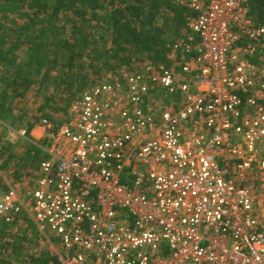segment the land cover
<instances>
[{
	"label": "built area",
	"instance_id": "built-area-1",
	"mask_svg": "<svg viewBox=\"0 0 264 264\" xmlns=\"http://www.w3.org/2000/svg\"><path fill=\"white\" fill-rule=\"evenodd\" d=\"M185 2L178 59L41 119L35 184L0 194V219L24 213L59 264H264V26L247 0Z\"/></svg>",
	"mask_w": 264,
	"mask_h": 264
},
{
	"label": "trees",
	"instance_id": "trees-1",
	"mask_svg": "<svg viewBox=\"0 0 264 264\" xmlns=\"http://www.w3.org/2000/svg\"><path fill=\"white\" fill-rule=\"evenodd\" d=\"M247 5L264 26V0H247ZM192 13L180 0H0V119L10 117L14 99H23L32 87L50 90L39 111L66 113L76 94L101 71L134 61L171 66L178 59L175 43L187 40ZM10 15L20 22L6 24ZM40 119L29 122L27 135ZM28 146L18 161L46 157L33 143ZM14 157L9 153L0 168ZM32 242L12 234L0 219V264H59L50 252H28L26 245Z\"/></svg>",
	"mask_w": 264,
	"mask_h": 264
},
{
	"label": "rangeland",
	"instance_id": "rangeland-1",
	"mask_svg": "<svg viewBox=\"0 0 264 264\" xmlns=\"http://www.w3.org/2000/svg\"><path fill=\"white\" fill-rule=\"evenodd\" d=\"M13 20L20 22V19L14 15L8 16V18L5 19V22L9 25ZM185 34L188 35V32H185ZM143 63L144 62L134 61L131 65L122 66L114 71H101L99 74L95 76L93 75V77L96 81L109 80L115 76H121L125 72H132L138 69ZM48 93L46 89L38 92L35 87H32L26 92L23 99H14L15 102L13 100L14 103L11 108L12 115L6 119H0V164L9 153H12L15 156L5 169H0V194L9 186L15 187L20 193L33 187L37 174V166L40 161L38 158L41 156L40 154L34 155V160L31 162H29V160L18 161V157L21 154L24 155L29 147V142L31 141L26 140L27 138L11 137L10 134H18L19 130H26L29 122L33 121L35 117L43 119L42 114H48V116H50L57 124H62L67 121V110L66 113L38 110L39 106L43 103V95L47 96ZM79 93H81V91ZM79 93H77L76 96H78ZM11 118H14V120H11ZM43 142L44 141L40 139L39 143L33 144L39 148L37 144H43ZM32 154H34V151H32ZM29 221L30 220L23 213L18 224H15V226L10 228V232L12 234L15 233V235L18 234V236H26V233L32 228V223L31 221L29 223ZM54 245L56 250H60L57 243ZM26 246L28 252L31 253L50 252L49 244L44 240H39L37 238Z\"/></svg>",
	"mask_w": 264,
	"mask_h": 264
},
{
	"label": "crops",
	"instance_id": "crops-1",
	"mask_svg": "<svg viewBox=\"0 0 264 264\" xmlns=\"http://www.w3.org/2000/svg\"><path fill=\"white\" fill-rule=\"evenodd\" d=\"M189 32V31H188ZM187 36V35H186ZM171 56V54H170ZM45 134L44 127L40 126L38 123L35 124L29 131V135H27V140H30L32 143H39V140ZM29 136V137H28ZM39 166V165H38ZM1 169V168H0ZM38 170V167H37ZM29 189V188H28ZM56 244V243H55ZM58 244V243H57Z\"/></svg>",
	"mask_w": 264,
	"mask_h": 264
}]
</instances>
